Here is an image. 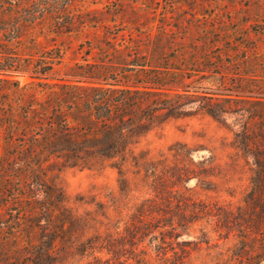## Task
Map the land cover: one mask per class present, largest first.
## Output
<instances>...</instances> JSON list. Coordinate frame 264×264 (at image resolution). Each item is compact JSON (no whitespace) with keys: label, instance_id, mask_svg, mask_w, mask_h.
<instances>
[{"label":"trees","instance_id":"1","mask_svg":"<svg viewBox=\"0 0 264 264\" xmlns=\"http://www.w3.org/2000/svg\"><path fill=\"white\" fill-rule=\"evenodd\" d=\"M145 4L129 0L99 11L80 0H0V264H79L89 257L98 264H183L179 253L221 245L211 243L212 223L219 238H235L216 251V264H264V93H239L229 61L234 43L257 50L254 36L264 31L245 39L184 31L165 11L154 21L157 7ZM70 38L81 39L74 49ZM256 56L264 60V52L244 58L255 63ZM197 114L233 133L225 162L214 155L195 161L180 142L168 148L171 161L140 145L169 120ZM188 157L195 168L183 164ZM67 167L116 170L118 195H79L74 205L61 177ZM245 174L238 203L208 194L233 196L214 178ZM189 177L197 188L184 184ZM181 186L196 195L182 199ZM138 190L158 201L141 199ZM192 228L200 235L184 239ZM134 230L159 239L154 257L133 239L123 247L122 234Z\"/></svg>","mask_w":264,"mask_h":264},{"label":"rangeland","instance_id":"2","mask_svg":"<svg viewBox=\"0 0 264 264\" xmlns=\"http://www.w3.org/2000/svg\"><path fill=\"white\" fill-rule=\"evenodd\" d=\"M128 1L129 0H123L122 2H120V0H80V4L84 9L96 8L99 11H116L114 9L121 7L119 6L120 4H125ZM156 1L158 0H143V2L146 3L143 5L145 10H155L152 7H157V10H155L154 21H157L161 12L165 11L169 16V20L175 25H178V27L184 31L189 30L195 32L209 29L214 33H218L229 39L232 37L245 39V35L248 33L254 36V33H258L256 30L264 31V0H176L175 7L169 6L171 0L159 2V4H156ZM163 7L166 8L163 9ZM150 15L152 17L154 16L153 13ZM113 23L114 22L112 21L107 22L109 26L113 25ZM173 28L175 29V27ZM98 32L102 34L103 28H99ZM39 38L44 41L42 36ZM256 38L260 39L254 42L258 47L257 50L245 51L242 43L238 45L234 43L235 50H231L230 52L232 53V56L229 58V61L230 63L236 64L235 67L237 68L233 80H237V85L242 88L239 93H264V60H261L263 58H258V56H256V60L253 61L255 63H250L251 61H246V58H244L246 55H258L264 52L263 35L257 34V36H254V39ZM69 40H71L69 42L71 49H74L77 47L81 39L70 38ZM232 45L233 44H231V46ZM71 49L67 52V55L70 57H76L75 55H72ZM77 59H79V57H77ZM28 78L27 75L20 77L22 81H26ZM204 83L208 87H213V89L217 90L216 82L205 81ZM232 119L233 117L229 118L230 121ZM232 137L233 133L218 121L210 116L197 114L169 120L165 123L162 129L151 131L142 140L140 145L149 148L154 157L157 158L160 153H164L165 156L168 157V161H171L172 156L168 148L175 142H180L192 148V154L190 157L195 161L202 159L203 157L214 155L217 161L223 163L228 160L229 153L233 151V149L227 144ZM183 164L195 168V164L189 160V157L184 160ZM61 177L67 192L71 195L72 203L76 206L78 205L76 198L79 195H84L86 200L91 199L90 197L93 196L96 200L102 201H107L113 194L118 195L117 172L109 167L103 173L87 168L67 167L61 171ZM214 179L219 180V187H230V190H232L234 194L231 196L224 192V190L218 193L208 192V194L211 195V198L231 200L235 204L241 199L244 189L248 184L246 174L243 175L242 180L230 182H227L225 179ZM138 182L140 185L142 184L140 179ZM167 184L171 185V182L168 181ZM184 184L188 187L197 188L195 186L197 184V178L189 177ZM181 190H185L183 186H181ZM198 190L199 189H197V191ZM139 191L140 190H138L136 194H139L141 199L143 197L151 196V198L153 197L154 199L152 203L158 201L154 192L150 191V194H146L144 190H142V192ZM194 191L195 190L193 189L185 190L182 199H189L191 194L196 195ZM199 196L205 197L206 195L204 192H201ZM84 207L94 208L95 204L93 202L91 204L82 205L80 209H83ZM152 214L156 215L155 212ZM213 226L214 223L207 224V229L211 230V243L218 241L221 245L219 247H208L207 244L203 243L201 249H190L188 252L182 253V256L181 253H179L180 259L185 261L183 264H216V251H226V249L234 243L235 238L233 235L229 238H225L223 237L224 234H222V237L219 238L218 232L213 230ZM154 233H156L158 237L162 236L158 230ZM189 233V236L184 234L182 237L184 239L192 240L200 235L197 228H192ZM122 237L125 244L123 247H126L127 249L131 247L129 241L133 239V241H135L133 247L137 246L138 249L145 248L153 257L157 253L155 247L159 244L158 238V241L152 240L151 236L143 238L138 235L136 230L132 233L125 232L122 234ZM169 247L170 246L167 248ZM175 247L178 249L177 244H175ZM190 247L191 245L188 246V248ZM120 250L122 249L120 248ZM170 254L171 252H169V255ZM88 261L92 264H98L92 257L85 258L79 262V264H86ZM111 261L114 262L115 258ZM158 262L159 261L157 260L156 263ZM169 262L170 261L168 260V263ZM129 264L135 263L131 260Z\"/></svg>","mask_w":264,"mask_h":264}]
</instances>
